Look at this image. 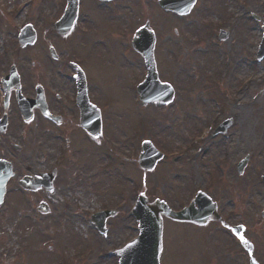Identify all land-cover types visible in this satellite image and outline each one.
Listing matches in <instances>:
<instances>
[{
  "label": "rangeland",
  "instance_id": "rangeland-1",
  "mask_svg": "<svg viewBox=\"0 0 264 264\" xmlns=\"http://www.w3.org/2000/svg\"><path fill=\"white\" fill-rule=\"evenodd\" d=\"M20 1L0 0L7 8ZM30 2L29 6L17 11L21 15L13 24L32 23L37 33L35 44L17 49L15 34L0 26V38L7 41L9 52L3 57L0 51V73L6 71L7 64L12 61H16L19 73L28 75L30 80L67 73V67L60 61L80 56L89 84L90 81L93 84L90 85L94 98L99 96L105 103L107 101L108 110L103 113V146L93 142L85 150L81 149L77 144L78 132L69 129L72 148L57 177L55 190L58 186L64 187L58 194L59 201L71 204L70 208L49 201L48 216L38 215L32 202H38L40 194L30 197L29 205L22 208H13L11 194L0 208V264L10 257L14 258L13 264H50L44 260L46 257L52 258L55 264L52 253L45 256L47 245H51L48 239H54V235H57L55 240L62 243L58 254L68 255L83 249L77 237L79 232L85 233L84 228L89 232L88 214L106 207V201L115 200L111 205L116 204L121 196L131 194L136 187L149 200L164 199L173 209L187 205L197 190L204 191L216 202L218 215L227 225L243 226L245 237L253 244L255 261L264 264V216H261L264 184L260 180V175H264V58L255 60L262 35L261 23L250 15H264V0H196L191 11L183 17L164 13L156 6V0H114L110 3L80 0L79 22L67 40L49 29L50 20L61 13L65 1ZM91 17L96 25L102 21L108 28L107 32L99 34L105 41L101 47L91 45ZM145 20H149L157 38L155 54L159 77L174 85L175 98L168 104L142 106L136 102L135 110L133 78L139 80L137 70L143 72V67L141 58L128 44L133 32ZM218 28L230 31L226 40L218 41ZM119 31L125 36L126 46L115 51L107 44L120 38ZM193 38L196 41L191 47ZM48 43L54 46L58 60L49 56ZM184 47H188L187 51ZM1 48L5 51V44ZM225 49L232 53L227 78L221 74L223 66L220 63ZM32 62L35 68L29 71ZM36 64L39 65L36 67ZM216 80L217 84L222 81L218 88L223 93L217 90ZM239 87L245 89L236 92ZM223 105L228 108L224 110ZM225 118L233 120L227 130L228 137L206 136L181 157L164 159L154 173L143 175L137 168L134 150L141 138H149L167 155L181 150L200 127L218 124ZM22 132L25 137L20 134ZM19 139L26 145L25 150L16 152V168L20 174L26 171V166H31L32 170L42 168L37 160L41 153H48L49 158L63 154V151L57 152L56 142L54 150L46 148L47 137L44 138L37 127L18 129L15 125L0 137V153L7 155L9 142L18 144ZM246 155L249 160L238 174L235 165ZM13 186L16 188L14 183L9 188L15 192ZM164 223L163 264H201L203 259L206 262L202 264H248L246 253L231 232L218 223L204 227L169 220ZM123 224L118 233V226L110 225L108 235L119 236L117 241L134 234L129 228V225L134 227V223L125 220ZM69 235L75 237L70 245L72 251L66 252L69 249H64L63 239ZM172 253L171 262H168Z\"/></svg>",
  "mask_w": 264,
  "mask_h": 264
},
{
  "label": "flooded vegetation",
  "instance_id": "flooded-vegetation-1",
  "mask_svg": "<svg viewBox=\"0 0 264 264\" xmlns=\"http://www.w3.org/2000/svg\"><path fill=\"white\" fill-rule=\"evenodd\" d=\"M0 18H3L4 22L7 21L6 19H4L5 17L3 14H0ZM41 77L42 79H40L39 82L37 83H30L31 80L23 81L20 79L21 92L24 96L33 98L35 96L36 87L40 85L45 99L46 108L53 115L60 116V119L54 121L52 120L51 117L46 118L43 114L39 112L38 109H33L32 110L33 116L31 121H24L22 115L20 114V109L16 103V99L13 91L10 93L8 97L6 108H3L2 106L0 108V118L3 117V115H5L7 122V126H6L7 129L9 128L10 125H16V126L20 125L21 124L20 121H22V123L27 125L31 124L34 121H37L39 125H43L49 128V130H43L44 138L47 137L46 140L50 142L48 143L49 149L51 150L54 149L53 143L55 141H58L59 138H61V133L62 134L64 133L63 137L65 139L66 147H70V143H69L70 137L68 136L70 132L69 129L71 130L73 129V127H76L77 125L76 123L79 117L78 108H76L75 106L76 90L74 83L73 81H71L68 75H63V74L42 75ZM60 129H62V131H60ZM79 134H81L82 138H86L84 134L82 133ZM58 168L60 170L59 165ZM63 241H64V247L70 248L72 239L63 240ZM102 244L103 242H98L97 246L99 247ZM56 245L61 250L62 243L58 242ZM71 251L72 249L69 252ZM98 251L99 250L96 249V252ZM96 252L95 255L93 253H90L84 259L79 260L78 259L79 255L77 256V251H73L68 255L66 254L64 256V262L65 264H116L117 263V258L115 256L106 257V258L103 257L102 259H97ZM61 253L62 252L55 255V257H57V262L59 263L61 262V258H62ZM72 257H76L77 259L73 261Z\"/></svg>",
  "mask_w": 264,
  "mask_h": 264
},
{
  "label": "water",
  "instance_id": "water-1",
  "mask_svg": "<svg viewBox=\"0 0 264 264\" xmlns=\"http://www.w3.org/2000/svg\"><path fill=\"white\" fill-rule=\"evenodd\" d=\"M174 2H176V0H170V1L163 0L161 1V4L168 6L166 4L171 3L170 6L168 7L170 9H175ZM76 6H77V0H68L66 15H68L69 19L64 24L65 32H67L71 28L72 20L75 17ZM61 30H58V31L61 32ZM137 35L138 37L142 36L144 38L147 34H146V31L143 29L139 31ZM151 43H153V41H151ZM132 45L133 47H135V49L140 50L139 48L140 43L137 41V39L133 41ZM147 100L149 99H144V101H147ZM141 164L143 165V167L148 165V163L145 161ZM149 165L151 166V164ZM144 168H147V167H144ZM24 181L22 182V184L25 183ZM143 200H141V202L138 203L135 209V217L137 218L139 222V231H140V237L138 239V242L141 244V247L138 249L142 250L141 256L138 255L136 256V258L138 260H141V264H157V254L160 249L161 216L164 215L169 218L177 219V220H190L191 221L195 219V222H198L199 220L198 218L200 214H198L197 212L196 213L193 212V210L185 211V213L182 212L178 214H172L165 207V205L161 202L156 201L152 204L145 206L143 204ZM201 216L203 215L201 214L200 217ZM132 245L133 247L130 249L133 250L134 243Z\"/></svg>",
  "mask_w": 264,
  "mask_h": 264
},
{
  "label": "snow or ice",
  "instance_id": "snow-or-ice-1",
  "mask_svg": "<svg viewBox=\"0 0 264 264\" xmlns=\"http://www.w3.org/2000/svg\"><path fill=\"white\" fill-rule=\"evenodd\" d=\"M189 10H190V9H189ZM183 14H185V13H184L183 10H181V15H183ZM146 143H147V142H146ZM141 195H143V193H141ZM240 239H241V241H242L243 243H245V244L247 243V240H245L243 236H241ZM132 247H133V245H131V244L128 245V248H132Z\"/></svg>",
  "mask_w": 264,
  "mask_h": 264
}]
</instances>
